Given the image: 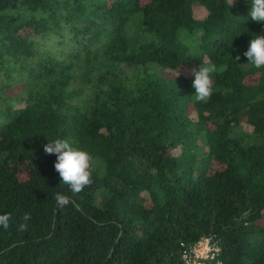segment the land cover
<instances>
[{
	"label": "trees",
	"instance_id": "1",
	"mask_svg": "<svg viewBox=\"0 0 264 264\" xmlns=\"http://www.w3.org/2000/svg\"><path fill=\"white\" fill-rule=\"evenodd\" d=\"M250 10L0 0V64L22 80L20 106L0 108V214L12 216L0 264H181L203 238L217 264H264V68L243 56L264 24ZM37 37L50 52L36 55ZM206 61L213 95L197 103L185 70ZM55 139L93 156L94 182L78 195L43 151ZM58 192L75 205L59 208Z\"/></svg>",
	"mask_w": 264,
	"mask_h": 264
},
{
	"label": "clouds",
	"instance_id": "2",
	"mask_svg": "<svg viewBox=\"0 0 264 264\" xmlns=\"http://www.w3.org/2000/svg\"><path fill=\"white\" fill-rule=\"evenodd\" d=\"M251 21L264 24V0H251V10L249 12ZM247 63L256 69L264 68V35H256L252 38L243 52ZM237 61L240 55L235 57ZM186 73L193 77L191 87L194 89L193 99L197 103H208L213 95V74L217 73V66L206 61L199 67L186 69ZM46 155H54V170L59 174L63 184L68 186L72 196L78 195L85 188L93 184V156L86 150L74 147L68 140L55 139L43 146ZM59 208L72 204L75 201L71 196L63 193H56L54 197ZM76 207H79L76 205ZM24 223L18 225L19 231L27 229V221L31 219L29 213L23 216ZM12 216L9 213L0 214V228L7 230L10 227Z\"/></svg>",
	"mask_w": 264,
	"mask_h": 264
},
{
	"label": "rangeland",
	"instance_id": "3",
	"mask_svg": "<svg viewBox=\"0 0 264 264\" xmlns=\"http://www.w3.org/2000/svg\"><path fill=\"white\" fill-rule=\"evenodd\" d=\"M50 44V39H39L37 37V39H35L36 55H41L46 51L50 52V49H48ZM21 85V77L13 62L10 60L8 64H0V108L7 104H10L13 107L20 106V103L16 101V98L20 96L19 90Z\"/></svg>",
	"mask_w": 264,
	"mask_h": 264
},
{
	"label": "built area",
	"instance_id": "4",
	"mask_svg": "<svg viewBox=\"0 0 264 264\" xmlns=\"http://www.w3.org/2000/svg\"><path fill=\"white\" fill-rule=\"evenodd\" d=\"M218 248L211 244L209 239L203 238L197 242L183 247L180 254L181 264H209L216 262Z\"/></svg>",
	"mask_w": 264,
	"mask_h": 264
}]
</instances>
